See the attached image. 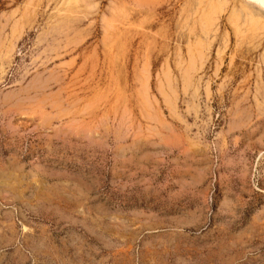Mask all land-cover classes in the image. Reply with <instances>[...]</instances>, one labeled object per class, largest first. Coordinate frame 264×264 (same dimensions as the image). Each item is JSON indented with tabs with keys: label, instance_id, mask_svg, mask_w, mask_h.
I'll return each mask as SVG.
<instances>
[{
	"label": "rangeland",
	"instance_id": "rangeland-1",
	"mask_svg": "<svg viewBox=\"0 0 264 264\" xmlns=\"http://www.w3.org/2000/svg\"><path fill=\"white\" fill-rule=\"evenodd\" d=\"M250 2L0 0V264H264Z\"/></svg>",
	"mask_w": 264,
	"mask_h": 264
},
{
	"label": "bare ground",
	"instance_id": "bare-ground-1",
	"mask_svg": "<svg viewBox=\"0 0 264 264\" xmlns=\"http://www.w3.org/2000/svg\"><path fill=\"white\" fill-rule=\"evenodd\" d=\"M248 1V0H247ZM253 2L252 4H255V6H258L261 10H264V0H249V2ZM251 2H250V4H251ZM223 4V3H222ZM251 4V5H252ZM247 18V17H246ZM237 19V18H236ZM201 40V39H200ZM199 50V49H198ZM203 50V49H202ZM196 51V50H195ZM201 51V50H200ZM192 52V51H191ZM205 55V54H204ZM190 60V59H189ZM194 63V62H193ZM196 63V62H195ZM189 69H191L190 67H189ZM188 69V70H189ZM190 71V70H189ZM190 73V72H189ZM185 74H186V72H185ZM169 75V74H168ZM188 78H191L190 77V75L188 76L187 75V79L186 80H188ZM191 81V80H190ZM190 81H188V82H190ZM186 83H187V81H186ZM188 84V83H187ZM146 85V84H145ZM145 90V89H144ZM174 96V95H173ZM191 104V103H190Z\"/></svg>",
	"mask_w": 264,
	"mask_h": 264
}]
</instances>
